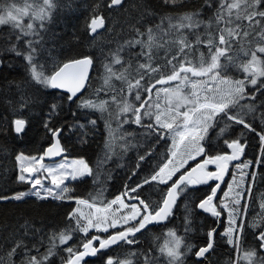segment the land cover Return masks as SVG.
<instances>
[{
    "label": "snow or ice",
    "instance_id": "obj_1",
    "mask_svg": "<svg viewBox=\"0 0 264 264\" xmlns=\"http://www.w3.org/2000/svg\"><path fill=\"white\" fill-rule=\"evenodd\" d=\"M164 2L174 5L177 0H164ZM122 4L123 0H110L108 7ZM205 4L208 7L212 6L211 0H205ZM55 7V0H30V19L38 21L39 25L31 22L25 25L23 17L29 15L28 8L17 7L15 0H0V26L11 25L12 35H15L17 42L23 37H35V39L25 40L23 50L16 44H12L9 51L14 52L17 56H23L27 62L30 76L36 83L47 88L64 90L68 94L67 101L77 103L79 108L95 109L104 113L108 110V101L101 100L97 103L92 99L78 96V93L85 89L86 83L91 79L89 69L94 66L92 56L85 55L68 61H53L50 72L45 69L43 64L37 63V46H39V50H43L41 29L46 30L45 22L51 19L52 10ZM199 16V12H186L178 17L169 16L166 18L167 28L156 25L159 30L158 36L154 34L151 27L143 33L136 29L137 36H146L147 38L144 40L133 38L125 41L124 45L119 46L117 52L109 54L113 57L111 62L103 64L104 84L113 92L111 101L117 104L118 111L114 117L117 128L112 127L111 120H105V127L108 131V139L105 142L107 151L101 163L107 162L111 158L110 153L113 151V145L117 139L116 133L129 122L148 129L150 135L157 137V141L171 139L166 162H163L158 171H155L150 177H146L142 183L137 184L136 187L128 188L126 192L106 203L103 201L97 203L96 198L90 201L72 197L68 195L72 189L65 182L93 177V169L83 158L74 159L71 162L65 159L63 163L53 166L45 165L43 161L46 157L60 156L66 151L60 143L62 129L50 127L49 122H45L44 127L51 133L54 143L39 157L23 153L16 156L20 165L17 180L30 184V190L16 193L10 197L0 195V201H22L29 195L39 200L49 198L74 200L77 207L69 213V219L75 221L76 227L49 235V246L44 253H40V246L44 243L43 235L39 236L31 248L21 238L15 241L8 253L9 257L24 255L25 258L21 260L20 264H50V258L56 255L57 240L59 245H67L73 239L74 232L84 233L85 239L76 247L68 246L63 249L68 253L66 259L62 258L64 264H82V262L87 264L86 257L102 255V250H107L113 245L138 244L137 234L143 236L150 225L160 226L162 222L167 221L177 199L182 194H186L189 186L207 184L210 180L223 182L231 162L240 160L245 153L247 143H242L241 138L225 141L227 148L231 149L230 154L211 156L206 153L202 141L205 140L209 128L219 116L221 120L226 118L228 121H233L258 136L260 156L255 161H245L234 165L238 170L239 178L233 175L231 182L227 183V190L223 191V200L217 197V191L221 189V184L216 183L211 188L210 194L201 199L196 207L205 213H210L218 222H222L221 217L225 210L227 211V228L223 235L227 237V243L234 249L240 248V241L245 236L247 228L259 229V231H253L255 246L244 250L243 259L247 264H264V198L261 202L262 211L259 214V219L249 221L247 218L248 200L252 196L256 172L245 171L257 164H264V127L257 131L253 124L244 118L248 112L256 111L255 105H239L240 100L245 98L255 100L256 93H260L264 89V80H260L264 77V59L261 58L264 55V0H219L215 15L207 22L198 18ZM243 21H247V23L244 24ZM213 24H215L214 29ZM221 24L224 26L221 27ZM104 26L105 20L99 15L93 16L88 24V28L93 34ZM185 29L188 30L187 34L184 32ZM189 36L194 39L190 40ZM249 37L252 39L248 40ZM244 40H248L250 46L247 50L242 49L243 55L249 59L237 63L230 53L234 44ZM253 41H255L254 47L252 46ZM137 45L140 46V51L134 54L130 53L127 65L122 64L119 53L124 51L125 47L132 49ZM173 46L175 47L174 52H172ZM200 46L207 49L208 59L205 58L204 52H200L199 61L193 62L189 56L193 48L198 50ZM162 49L165 50V67L170 69L168 74H164L161 65L154 63ZM133 58L137 59L135 76L129 71ZM222 58L225 63H221ZM116 64L122 65L120 71L114 70ZM2 65L3 61L0 60V66ZM229 65L241 69L246 74L244 79L222 76V73H226ZM154 73L159 74L158 77H154ZM113 78L127 84V95L132 97V102H129L127 98L122 102L117 101L115 93L123 92L124 89H116L111 84ZM146 78L149 83H142ZM258 81H260L259 85ZM171 82L178 83L174 87H163ZM249 84L255 88L250 96L246 92V86ZM157 85L162 87L157 88ZM154 89L155 92H153ZM100 91H104V89H97L96 94L99 95ZM161 93L164 94L165 104L163 107L159 102ZM24 106L21 105V109ZM237 106L240 110L233 112L232 109ZM51 107L55 111L58 105L53 104ZM245 107L247 112L243 110ZM128 113H131V117L127 116ZM145 117L148 118V122H145ZM88 122L93 127L97 124L95 119ZM26 123V119L22 116L15 118L12 121L14 132L17 135L24 133ZM261 123L264 124V113H261ZM0 130H3V125H0ZM219 131L223 133L225 129L220 128ZM124 135L121 133L119 138L123 139ZM200 155L207 157L202 164H198L197 167L182 173L178 179L173 180V177L180 172L188 160L195 159ZM144 158L141 156L140 160H144ZM209 164L215 165L216 170L207 171ZM41 172L47 173V176L37 175ZM49 178L52 187H46L43 183ZM246 179L247 187H245ZM153 181L161 185H168L162 200L155 205L140 198V190L144 185H150ZM169 181H172L170 185ZM125 197L129 201L136 202L126 203ZM185 219L188 221L187 217ZM118 225H126V227L109 233L110 228L116 229ZM21 227L24 229V236L36 237L43 231L29 225L27 221ZM90 229H95L98 233L109 234L106 238H101L99 235L88 238ZM185 231H191L190 227H186ZM215 233V228L210 230L207 233V243L197 248L194 244H185L183 237L177 236L173 230H168L169 239L163 245L158 246V251L160 256L165 258L166 264H186L189 253L196 257V264H203V261L207 259L206 254L214 249ZM96 241L99 242L98 246L94 245ZM182 245L185 249L183 251ZM80 248L83 250L81 251ZM33 249L37 254L27 255ZM193 249L197 250L193 251ZM141 255L143 256L142 264H161L150 251L128 252V258L124 261H114L109 257L105 264H133L131 258ZM0 264H4L3 258H0ZM135 264H141L140 260L137 259Z\"/></svg>",
    "mask_w": 264,
    "mask_h": 264
},
{
    "label": "trees",
    "instance_id": "obj_2",
    "mask_svg": "<svg viewBox=\"0 0 264 264\" xmlns=\"http://www.w3.org/2000/svg\"><path fill=\"white\" fill-rule=\"evenodd\" d=\"M55 3L56 7L52 10L51 19L45 22L46 30L41 29L43 50H39V46H37V63L43 64L45 69L50 72L53 61H68L85 55L92 56L94 58L92 76L86 91L81 96L97 103L101 100L108 101V110L101 113L95 109L79 108L77 103L67 101V94L36 83L30 76L27 62L23 56H17L14 52L9 51L12 44H16L18 48L23 50L25 40L35 39V37H23L17 42L15 35H12L11 25L0 26V60L3 61V65L0 66V125H3V130H0V195L10 197L16 193L29 190L27 183H21L17 180L19 170L16 156L20 153L27 155L44 153L53 143L51 133L44 127L45 122H49L50 127L62 129L60 140L66 149L65 156L85 158L93 169V177H86L71 184L70 196L89 199L90 201L96 198L97 203L101 201L106 203L117 195L126 192L128 188L136 187L146 177H150L155 171H158L159 166H162V163L166 162V158L169 156L171 139L157 141V137L150 135L148 129L129 122L117 131V139L113 145V151L110 153L111 158L107 162L101 163L107 151L105 142L108 139V131L105 127V120H111L112 127L117 128L114 117L118 111L117 104L111 101L113 92L104 84L105 70L103 64L111 62L113 57L109 54L117 52L119 46L124 45L125 41L133 38L142 40L147 38L146 36H137L136 29L143 33L151 27L154 34L158 36L159 30L156 25L167 28V17H178L186 12H199L198 18L207 22L209 18L215 15L219 0H211V7L205 4V0H177L174 5L165 4L164 0H123L122 5L111 8L108 7L110 0H55ZM97 15L104 18L105 26L103 30L92 35L88 24L93 16ZM30 22L39 25L38 21L30 19V17L23 19L25 25ZM242 23L246 24L247 21ZM223 26L221 24V27ZM212 27L214 29L215 24ZM184 32L187 34L188 30L185 29ZM189 39H194V37L189 36ZM251 39V37L248 38V40ZM248 40L233 46L230 55L237 63L249 58L245 57L242 51V49L247 50L249 48ZM252 46H255V41L252 42ZM139 51V45L132 49L125 47V50L119 53L122 64L126 66L129 62V54ZM174 51L175 47L173 46L172 52ZM200 52H204L205 58L208 59L207 49L203 46H200L198 50L193 48L189 58L193 62H198ZM164 53L165 50H160L154 63L161 65L164 74H168L170 69L165 67ZM221 63H225L223 58ZM136 66L137 59L133 58L129 69L133 76H135ZM121 68V64L114 65L116 71H120ZM239 72L238 67L229 65L226 73H222V76L227 75L229 78L238 79ZM158 75L153 74L154 77H158ZM142 83H149V81L146 78ZM111 84L116 89H124L123 92L115 93L117 101L122 102L127 98L129 102H132V97L127 95L126 83L113 78ZM102 88L104 91H100L97 95L96 90ZM53 104L58 105L55 111L51 107ZM21 105L25 106L21 109ZM232 111H239V106ZM21 116L26 119V130L17 135L13 130L12 121ZM127 116L131 117V114L128 113ZM93 119L97 121L95 127L88 122ZM252 124L257 131L264 127V124L261 123V116ZM220 128H224L225 131L230 130L232 139L239 138L238 131L241 125L228 121L226 118L221 120L218 116L202 143L205 148H209L206 150L208 155L217 154L212 151L224 146L225 131L220 133ZM121 133L125 134L123 139L119 138ZM248 135L252 139H258V146L259 137L251 132ZM254 143L256 146V141ZM141 156L145 157L144 160H140ZM191 163L192 161L189 164ZM187 168L180 171L173 180H176ZM171 183L172 181L169 182V185ZM167 187L168 185H161L153 181L150 185H144L143 189L140 190V198L155 205L162 200ZM194 192L195 190L189 186L186 194L179 197L169 220L163 225L149 227L143 236L137 235L139 237L138 244L117 246L115 260L124 261L128 258V252L150 251L161 264H165L164 257L160 256L158 251V246L163 245L167 240L168 230L177 231L181 227L184 234L190 239L195 227L200 230L204 229L205 236L201 238L206 242L208 224L205 223L210 216L203 214L196 207L199 200ZM125 202L135 203L136 201H129L125 197ZM76 207L74 200H55L52 198L39 200L31 195L26 196L22 201H0V258H3L4 264H13V262L20 264L21 260L25 258L24 255L8 256L15 241L21 238L31 248L39 236L43 235L44 243L40 246V253H44L49 246V235L53 232L58 234L69 228L75 229V221L69 219V213ZM186 217L188 221H186ZM25 221L43 231L36 237L24 236V229L21 225ZM202 222L205 225H202ZM186 227H190L191 231L186 232ZM115 231L117 230L113 229L109 233ZM94 235L102 236L103 233L91 230L88 233V238ZM84 239V233L74 232L73 239L67 245H59L57 240L56 255L50 258V264H64L62 258L66 259L68 253L63 249L68 246L76 247ZM80 250L83 249L80 248ZM235 253L234 249L229 257L231 264H234ZM36 254L34 249L27 253L29 256ZM111 254V249H108L87 264H105L106 259L111 257ZM216 254L213 264H223L224 259L220 258L219 252ZM131 259L133 264L137 259L142 264L143 256L132 257Z\"/></svg>",
    "mask_w": 264,
    "mask_h": 264
},
{
    "label": "flooded vegetation",
    "instance_id": "obj_3",
    "mask_svg": "<svg viewBox=\"0 0 264 264\" xmlns=\"http://www.w3.org/2000/svg\"><path fill=\"white\" fill-rule=\"evenodd\" d=\"M261 58L264 59V55H262ZM247 59H249V58H246L244 61H246ZM245 76H246V74L243 73V71L240 69L238 79H244ZM260 80H264V77L260 78ZM259 82L260 81H258V85H259ZM160 87H162V86L157 85V88H160ZM254 91H255V88L253 86H251L250 84L246 86V92L249 94V96ZM153 92H155V89L153 90ZM161 94H163V93H161ZM161 97L163 98L162 95H161ZM263 97H264V89H262V91L260 93H256V99L255 100H252L249 98H245V99L240 100L239 105H255V107H256L255 112H248V114L244 117L246 121L254 123L259 119V117L261 116V113L264 111V103H263L264 99H263ZM153 99H155V96H153ZM164 104H165V101L162 104V107L164 106ZM137 106H138V104H137ZM239 110H240V108H239ZM243 110L245 112L248 111L246 107ZM145 121H148L147 117H145ZM238 132H239V138H241V142L242 143L246 142L247 147L245 149V153L241 156L240 160L233 161L229 165V171H228V173H226L224 184L221 187V189L217 195V197L220 200L224 199L223 191L227 190V183L231 182L233 175H236V177L239 178L238 170L234 167V165L245 162V161H255L257 159V157L260 156L259 142H258V146H257V140L258 139H252L251 136L248 135L250 133V131L245 129L242 125H241V128L239 129ZM252 134H254V133H252ZM226 140H228V141L232 140V134H231L230 130L225 131V141ZM225 141H224L223 147L215 148L212 152H215L217 154H224V153L230 154L231 149L227 148V144L225 143ZM254 141H256V146H255ZM207 149H209V148H205V151ZM217 154H214L213 156H215ZM205 158H206V156L200 155L197 159L192 161V163L188 166L187 170L189 168L195 166L196 164L202 162ZM206 170L207 171H215L216 168H215V166H208ZM245 171L249 172V173H251L252 171L256 172V180L252 186V196L248 200L249 211H248V217L247 218L249 221H251L253 219H259V214L262 211L261 202H262V198H264V164H257L254 167H249ZM216 183H217V181L213 180L209 184H201V185L193 186L192 188L195 190L194 195H196V198L200 201L206 195L210 194L211 188ZM245 187H247V179H246ZM214 203H216V201H214ZM242 203H243V201H242ZM203 214H205V213H203ZM205 215H207V214H205ZM209 216H210V218H208L206 220L207 222L205 223L206 225L208 224V228L206 229V242L203 238H201V237L205 236V230L204 229L200 230V229H197L195 227L191 239H190V237H188L187 235L184 234L182 227L180 229H178L177 231H175V230L174 231H175L177 236L184 238L185 244L191 243V244L196 245L198 248L200 246H204L207 243V241H208L207 233L210 230H212L213 228H215L216 233L214 235V241H215L214 249L209 254H206L207 259L203 261V264H213L214 263V257L217 255L216 254L217 252H219L218 255H220V258L224 259L223 264H231V261H229V257L232 255L234 248L232 245H229L227 243V237H225L223 235V232L227 228V211L225 210V212L223 213V215L221 217L222 222H218L217 219L215 217H212L211 215H209ZM203 223L204 222H202V225H205ZM114 230H118V229H114ZM253 231H259V229L253 230L252 228H247L245 236L240 241V248L235 249V252H236L235 255H237V263L236 264H247V262L243 259V255H244V250H248V249L255 246V241L253 238ZM106 237H107V235L101 236V238H106ZM168 239H169V237L167 238V240ZM98 243L99 242H95L94 245L98 246ZM116 247H117L116 245H113L111 248H109V249H111V252H112L111 258H113L114 261H115V254H116L115 249H117ZM183 250H185L184 245H182V251ZM195 250H197V249H193V251H195ZM105 251L106 250H102V253ZM95 258L89 259L86 262L92 261ZM164 261L166 264L165 258H164ZM192 263L196 264V257L189 253L187 255V258H186V264H192ZM82 264H83V262H82Z\"/></svg>",
    "mask_w": 264,
    "mask_h": 264
},
{
    "label": "rangeland",
    "instance_id": "obj_4",
    "mask_svg": "<svg viewBox=\"0 0 264 264\" xmlns=\"http://www.w3.org/2000/svg\"><path fill=\"white\" fill-rule=\"evenodd\" d=\"M16 2V6L17 7H19V8H21V9H25V8H28V11H29V15H26V16H24L23 17V19L25 20V19H28L29 17H30V15H31V9H30V0H27V2H26V0H19V1H15ZM176 83H178V82H171L170 84H168V85H165V86H163V87H174L175 86V84ZM162 96H164L163 94H161ZM159 102L161 103V105L164 103V99L161 97L160 98V100H159ZM131 114V113H130ZM211 128V127H210ZM209 128V129H210ZM208 132H209V130H208ZM208 132H207V134H206V136L208 135ZM202 143H203V141H202ZM25 155H27V154H25ZM41 155H43V154H41ZM29 156H32V155H29ZM35 156H37V157H39L40 155H35ZM199 156H197L195 159H197ZM65 159L68 161V162H71L72 160H74V159H80V158H76V157H67V156H64V157H62L61 159H59V160H57V161H47V160H45L44 159V161H43V163L45 164V165H47V166H53V165H57V164H59V163H63L64 161H65ZM83 159H85V158H83ZM195 159H191V160H188V162L180 169V171H182V170H184L187 166H188V164L191 162V161H193V160H195ZM86 160V159H85ZM86 162H87V160H86ZM88 163V162H87ZM19 167H20V165H19V162H18V170H19ZM179 173V172H178ZM177 173V174H178ZM176 174V175H177ZM27 175V174H26ZM37 175H40L41 177H46L47 176V173H45V172H41V173H38ZM175 175V176H176ZM174 176V177H175ZM173 177V178H174ZM35 178V177H34ZM86 178V177H85ZM85 178H83V179H85ZM82 179V180H83ZM77 181H80V180H77ZM77 181H66L65 183H66V185L68 186V187H70L71 188V184L72 183H75V182H77ZM170 182V181H169ZM43 183H44V185L46 186V187H52V185H51V183H50V178L49 179H46V180H44L43 181ZM28 184V183H27ZM29 185V190H30V184H28ZM28 190V191H29ZM27 191V192H28ZM68 195H70V193L68 194ZM64 200H68V199H64ZM86 210V209H85ZM123 211H126V210H123ZM122 227H126V225H118L117 226V228L116 229H121ZM91 230H95V229H90V231ZM110 230H113L112 228H110L109 229V231ZM103 234H105V233H103Z\"/></svg>",
    "mask_w": 264,
    "mask_h": 264
},
{
    "label": "water",
    "instance_id": "obj_5",
    "mask_svg": "<svg viewBox=\"0 0 264 264\" xmlns=\"http://www.w3.org/2000/svg\"><path fill=\"white\" fill-rule=\"evenodd\" d=\"M103 28H104V27H103ZM103 28L98 29V30H97V33L100 32L101 30H103ZM91 34H92V35H95L96 33H95V34L91 33ZM92 72H93V68L89 69V76H90V78H91V76H92ZM89 81H90V80H89ZM89 81L86 83L85 89H83L81 93H78V96H81V95L86 91L87 86H88V84H89ZM54 90L67 94V93H66L64 90H62V89H54ZM67 95H68V94H67ZM61 133H62V132H61ZM53 143H54V140H53ZM60 143H61V140H60ZM61 145H62V143H61ZM62 147H63V146H62ZM45 151H46V150H45ZM63 156H65V152H63L60 156H56V157H52V158H47V157H46L45 160H47V161H57V160L61 159ZM202 163H203V161L200 162V163H198V164H202ZM198 164H196L195 166L191 167V168H190L189 170H187V171H190L192 168L197 167ZM208 166H215V165H213V164H209ZM208 166H207V167H208ZM225 177H226V175H225ZM225 177H224V181H225ZM178 178H179V177H178ZM178 178H177V179H178ZM212 181H213V180H210L207 184L211 183ZM224 181H223V182H221V181H217V183H220V184H221V187H222L223 184H224ZM192 187H193V186H192ZM219 191H220V190L217 191V195H218ZM178 200H179V198L177 199L176 205H177V203H178ZM176 205L173 207V209H172V213H173V211H174ZM199 210H200L202 213H205V212H203L201 209H199ZM205 214L210 215V213H205ZM171 215H172V214H171ZM171 215H170V216H171ZM168 220H169V218H168ZM168 220H167V221H168ZM167 221L162 222L161 225L165 224ZM149 227H153V226L150 225ZM137 235H139V233H138ZM96 242H98V241H96ZM94 243H95V242H94ZM111 247H112V246H111ZM93 258H95V257H86L85 260L87 261V260H89V259H93Z\"/></svg>",
    "mask_w": 264,
    "mask_h": 264
}]
</instances>
